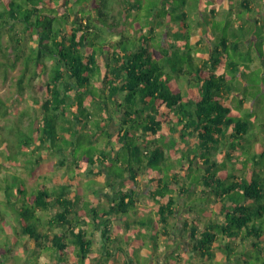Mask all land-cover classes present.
Segmentation results:
<instances>
[{"label":"trees","instance_id":"16d2710c","mask_svg":"<svg viewBox=\"0 0 264 264\" xmlns=\"http://www.w3.org/2000/svg\"><path fill=\"white\" fill-rule=\"evenodd\" d=\"M122 1L125 6L115 13L116 0H0L3 61L12 69L20 65L19 92L40 83V94L31 95L40 105L39 114L25 126L12 123L22 135L13 129L12 140H4L7 150H0V221L10 225L7 231L0 226V252L16 253L10 239L15 229L17 238L22 235V242L13 240L15 245L33 239V249L51 247L58 257H66H59L58 264H89L88 234L101 230L107 257L99 263L108 264L114 242L111 214H127L135 205L131 190L140 182L138 176L152 174L158 219L150 227L155 237L169 236L170 218L183 209L176 192L189 198L182 212L191 235L190 255L183 257L178 245L177 264L182 259L185 264H223L217 260L218 250L233 264L247 263L252 251L264 256V230L253 223L264 214V148L258 152L253 145H264L263 128L261 135L255 128L264 127V98L259 99L264 87L255 92L262 112L253 119L254 108L245 109L248 93L234 82L239 63L229 60L225 66L221 58L232 45L226 33L211 43L213 48L193 50L189 32L181 42L167 31L166 39L153 27L147 29L141 18L154 15V8L141 13L147 4L143 0ZM163 1L156 0V12ZM159 17L160 25L178 21L164 13ZM6 34L8 45L3 44ZM239 43L237 37L233 49L241 50ZM253 46L264 59L262 48L253 42L242 50L250 68ZM231 95L233 101L228 100ZM6 104L0 97L2 117ZM115 118L120 127L113 133L109 124ZM84 143L93 153L80 150ZM30 146L31 151L41 149L38 155L47 150L58 156L62 165L61 155L72 154L76 177L63 183L62 170L29 190L26 176L16 173L25 165L23 154L31 152ZM245 149L248 155L243 156ZM99 164L114 175L108 179L113 187L109 208L84 199L74 184ZM11 177L17 185L10 184ZM85 203L90 206L86 212ZM205 203L211 204L210 211L202 208ZM124 253L131 256L128 250ZM257 262L264 264V258Z\"/></svg>","mask_w":264,"mask_h":264},{"label":"rangeland","instance_id":"374dc122","mask_svg":"<svg viewBox=\"0 0 264 264\" xmlns=\"http://www.w3.org/2000/svg\"><path fill=\"white\" fill-rule=\"evenodd\" d=\"M242 1L244 0H234L233 4L231 5L233 9L232 11L231 10L229 11L221 7L222 0H164L163 3H165V5L163 6L160 5L162 10L158 8L157 10L160 13L157 12L156 15H159V14L161 15L162 13H164L165 15H167V17L178 19V22L179 20H182L184 18V15L189 16L191 19H193V17L198 16V20L195 21L193 19L190 25L198 24L199 29H201L204 32V37L201 34H199L201 37H203V41H204L203 43L205 44L203 45L204 46L203 48L208 47L207 44H208L209 39L214 44V42H217L221 38V35L223 33H226L229 40L232 42V45L227 48L226 53H223V52L221 53V58L224 60L225 66L228 65L229 60H234L235 62L239 63V67H237L239 68V70L236 68L233 71L235 74L236 72L238 74L234 82L238 84L239 86L244 87V89L246 90L245 92L249 94V95L247 94V96L249 97H248V101H246L245 109L251 110L252 108H254L251 117L255 119L258 115V112H262V110L257 106V104L259 102V99L260 101H262L261 99L264 98V96H262L264 95V93L260 95L259 99H253V98L257 96V93L255 92H257V90L262 89V87H264V68L262 72L261 70H257V71H254V70L262 67L263 60L261 56L255 53L254 54L255 63H253L252 67L250 68L247 65V61H248L246 59L247 54L242 50H237L236 48L233 49L232 46H233L234 40L238 37L240 41L239 46L245 49L246 45L244 42H249L250 40L249 41H246V40L249 39L250 36H252L251 40L255 39V36H256L257 45L260 48H262L264 52V0H246V2H249L250 4V8L248 9L249 12H247L249 20H247V18L243 19V17L240 14H238L239 11L244 9V7L242 8L239 6L241 5ZM155 2L156 0H147V4L143 5L141 13H145L146 10L150 12V9H152V7L156 9ZM121 7H122V3L120 2L118 3V1L116 0L115 13H118L121 10ZM235 9L236 11L234 12ZM246 10L247 8H245L244 11ZM235 16L240 17L241 19L240 21L242 22V25L240 24L235 25L233 23L234 21L233 18ZM257 18H259V21L256 20ZM151 21L153 20L151 19ZM170 36H171V32H170ZM171 38L178 39V40L181 39L180 41L182 42V39L184 38V36H180L176 34L174 36H171ZM10 42H11V39L9 35L6 34L3 37V44L8 45L10 44ZM223 55H225V58H223ZM3 60L4 58L0 51V62H1L0 97L5 102L8 103L5 105L7 106V109H6L7 114L5 115V117H2L1 112H0V143H1L0 150L6 151L7 150L6 145L8 141L4 142V140L6 138H9V139L12 138L11 131L15 129L14 134H16V130H18L17 133L20 131L19 135H22V129H20V126H19V129H16V126L13 125L12 123H16V124L21 123L22 125L25 126L28 124V122L32 118H35L39 114L38 108L40 105L33 102V100L31 99V95L40 94V93H37L36 91L40 83H39V80H37L32 85L28 84L23 93L19 92L16 77L20 75V71H21L20 65L17 66V68L12 69V68H9V65H6ZM259 64H261V66H258ZM242 72L245 78L241 77ZM229 74L230 75L232 74L231 71H229ZM243 79L245 80L243 81ZM234 94H238V93H234ZM230 99H232L233 101L234 96L233 95L229 96L228 100L230 101ZM246 117L249 118L250 116L246 115ZM112 128L113 129L111 131L114 133L117 128H115L114 124L112 125ZM255 128H256V135H261L262 128L264 130V127H261V126L258 127L257 125L255 126ZM21 137L22 136H20V138ZM263 137H264V133L262 134V138L260 140L264 143ZM130 144L137 145L136 140L134 142L130 140ZM253 145L255 149H257L258 152L264 148V145H261L259 142L257 144L256 142H254ZM80 146L82 147L80 150L84 152H87V149H89V151L92 153L94 151L93 147L87 148V144L85 143L81 144ZM33 148L34 146H30L28 150L31 151ZM40 150L41 149H37L36 151H31L29 153L24 152L23 155L26 154L25 156L27 157V159L23 160L25 165L23 166L22 164L21 167L22 166L23 167L22 168L20 167L21 169L19 168L20 170H18V173H16L22 176H23V171L24 173H26V178L24 177V179H26L25 181L27 185L30 186L29 190L37 189L38 184L40 183V180H42V182H48V180L46 179H53V177L56 176L55 173L57 172L58 174L59 172H62V170L63 172L66 173V174L64 173L62 177L67 176L71 180L73 179V176L76 177V173L73 169L75 161L72 157L73 156L72 154H68V152L66 151L65 154L61 155V157L65 159L64 161L65 163L62 165L59 161L61 158H59L58 156L53 157L47 150L42 152L41 155H38V153H40ZM135 151L137 152V154L139 153L137 148L135 149ZM245 152H246V149L242 153L243 156L248 155V153L247 152L245 153ZM230 167L233 168L232 165H230ZM106 168L108 169L107 171L110 173L111 168L110 167H106ZM12 171L17 172V169L16 168L15 170L12 169ZM82 175L83 173L81 174V176ZM15 176L16 175H13L14 178ZM110 176L114 177V175H110ZM13 177H11L12 179L10 180V184L17 185L18 180L13 179ZM63 183H67V182H63ZM93 183H94V179L90 178L88 180V183L86 182L83 185L80 182L79 186H83V188L87 192L88 185L91 186ZM0 196L3 197V195L1 194ZM262 201L264 202V199ZM14 205H16V202L15 204L11 205L12 206L11 210L14 208ZM209 205L211 204L205 203L202 206V208L210 211L212 208ZM89 208L90 206L87 205V203H85V212L89 210ZM262 217L263 218L261 219L259 218V216H257V218L253 220V223H255L257 226L262 227V229L264 230V214ZM0 226L5 228L6 231L8 228H10V225L4 224L3 221H0ZM20 228H21V223L19 224V229H18L19 232H20ZM17 235H20V234H17ZM122 235H124V233ZM14 236H16L15 229L12 230V235L10 236V239L12 240L11 247H13L14 249L16 248L17 253L15 254L8 253L7 255H4L0 252V264H45V263L46 264H58L57 263L59 261L58 258L59 257H61V259L64 258V256L58 257L57 254L54 253L55 250H53L51 247L43 248V249L41 248L31 249L30 248L31 244H29L28 241H27V248L24 247L22 243L15 245L13 244V242L15 241L13 240H16V241L18 240L19 242H22V235L21 237L19 236L18 238L17 236L13 238ZM129 237L131 238L132 236L129 235ZM124 239L125 237L121 238V241H122L121 245L124 247H128V245L126 244V240ZM1 249H2V245L0 244V250ZM21 249L23 250V253H19L21 252L20 251ZM27 251H29L28 254H27ZM70 252L72 253V250H70ZM252 253H250V255H254L252 257L245 256L246 258L247 257L250 258L247 263H245L244 260H240V263L241 264H260L257 262V258L258 257L264 258V256L262 255L260 256L257 253H253V254ZM66 255L68 256L69 254H66ZM64 259L66 260V257ZM145 262L146 261L143 260L142 264H145Z\"/></svg>","mask_w":264,"mask_h":264},{"label":"crops","instance_id":"0c3cea01","mask_svg":"<svg viewBox=\"0 0 264 264\" xmlns=\"http://www.w3.org/2000/svg\"><path fill=\"white\" fill-rule=\"evenodd\" d=\"M118 3H122L121 9L125 6L124 2L122 0H117ZM143 3H147V0H143ZM234 0H222L221 7L225 10H231L233 7L231 5L233 4ZM240 7H244L243 10L239 11L238 14H240L243 19L248 18V13L250 4L249 2H246V0L241 2ZM240 8V9H242ZM245 8H247L246 11ZM236 9L234 10V12ZM246 12V13H245ZM154 15L148 16L143 15L141 20L142 23L146 26L147 29L150 27H153L158 35H162L164 33V36L167 39V32H171V36H174L176 34H179L180 36H185L188 32L190 34V45L193 50H201L205 45L203 42L204 32L199 29L198 24L190 25L193 19L195 21L198 20L197 17H193L191 19L189 16H185L182 20H179V22H170V25H167L166 20L164 19L166 23L158 24L159 20H161V17L159 15H156V9L153 11ZM151 19L153 21H151ZM233 23L235 25L240 24L242 25V22L240 21V17L235 16L233 18ZM259 21V18L256 19ZM186 24L188 28H183L182 25ZM166 25V26H165ZM239 25V26H240ZM162 27V29H161ZM167 31V32H165ZM187 31V32H186ZM199 34H201L203 37H201ZM196 37V38H195ZM251 37L247 39L244 42L246 45V48L240 47L241 50H248L249 45H252L253 42H256V36L255 39L251 40ZM165 41V40H164ZM171 42V40H167ZM211 40H208V44L210 48L212 47ZM252 58L253 62L251 63V67L253 63H255L254 54L257 53L256 47H252ZM258 55V54H257ZM262 58V57H261ZM262 60H264L262 58ZM258 66H261L259 64ZM262 69L264 68L263 61H262ZM114 124L116 131L120 127L117 118H115L110 124L109 127L112 130V125ZM116 124V125H115ZM115 131V132H116ZM114 132V133H115ZM105 142H101V144L104 145ZM90 174V175H88ZM23 175L26 176V173L23 171ZM111 174L106 170V168L103 166V164L97 165L93 172H85L83 175L78 178L79 182H74V184H77L79 186V183L81 182L83 185L84 183H88V180L90 178L94 179V183L87 187V192L83 188V186H79V188L82 190V197L84 199H87V201L93 202L94 204L100 203V205L110 207V200L109 198L112 195L113 187L108 184V179ZM151 177H154L151 175L145 177V175H139V183L134 185L132 187V192L134 193L132 197L135 200L134 207L127 213V214H116L112 213V223H111V237L113 238L114 242L109 245V250L112 252V255L109 257L108 264H125V262L128 261L129 258L133 260V264H142V261L145 260V264H177V262L174 260V251L178 248V245L180 246V251L183 257H189L190 255V236L188 232L186 231V219L183 216V212L188 209V207L185 205L186 201L189 199L188 196H185L182 192L177 191L176 195L179 196V201L181 202L183 209H181L180 212L177 213V215L173 218H170L171 223L173 225V228L171 229L170 235H164L159 234L157 237L154 236V228L150 227L151 223L152 225H156L157 223V215L155 213L156 207H157V201L154 197L153 191H154V182L151 180ZM144 178V179H142ZM155 178V177H154ZM70 178L67 176L63 177L61 182H68L70 183ZM94 187V188H92ZM76 189V188H75ZM75 192L72 191V194ZM183 211V212H182ZM195 220H200L201 217H198L196 215L192 216ZM214 217H217L216 215ZM204 220V219H202ZM188 221V220H187ZM189 222V221H188ZM159 226V224H158ZM161 226V225H160ZM160 228V227H159ZM170 229V228H169ZM124 233V235H122ZM129 235L132 237L130 238ZM88 237L92 240V249L88 253V259L91 261L89 264H100L99 260H102V258L105 259L107 257L106 251H103V242L104 239L101 236V230H96L94 233L90 232L88 234ZM125 237L124 240H126V244L128 247L119 246L121 245V238ZM27 241L29 244H31V249L35 248V241L33 239H27L23 245L27 248ZM225 242V241H224ZM118 245V246H117ZM217 245V244H216ZM124 250H128L131 253V256L128 258ZM15 251L17 253V250L15 248ZM23 253V250H20ZM30 251V250H29ZM27 251V254L28 252ZM217 260H219L223 264H233L232 262L228 261L225 255V252L222 250H218L216 252ZM181 260V259H180ZM179 264H185L184 259L181 260ZM129 262V261H128Z\"/></svg>","mask_w":264,"mask_h":264},{"label":"bare ground","instance_id":"6f19581e","mask_svg":"<svg viewBox=\"0 0 264 264\" xmlns=\"http://www.w3.org/2000/svg\"><path fill=\"white\" fill-rule=\"evenodd\" d=\"M26 205V204H25ZM41 210V209H40Z\"/></svg>","mask_w":264,"mask_h":264}]
</instances>
